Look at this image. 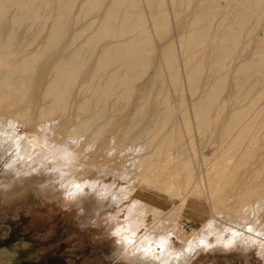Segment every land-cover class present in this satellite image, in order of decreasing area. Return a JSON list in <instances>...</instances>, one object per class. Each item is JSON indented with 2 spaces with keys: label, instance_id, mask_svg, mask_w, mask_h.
<instances>
[{
  "label": "bare ground",
  "instance_id": "6f19581e",
  "mask_svg": "<svg viewBox=\"0 0 264 264\" xmlns=\"http://www.w3.org/2000/svg\"><path fill=\"white\" fill-rule=\"evenodd\" d=\"M17 39L41 43L17 52ZM262 42L264 0H0V179L51 180L92 210L128 203L126 226H112L117 253L130 247L147 264L189 259L208 235L220 239L214 249L252 245L264 236ZM80 78L88 97L73 121ZM17 122L31 131L15 134ZM47 138L77 169L53 151L36 155ZM74 144L89 149L77 155ZM185 213L194 230L178 251Z\"/></svg>",
  "mask_w": 264,
  "mask_h": 264
},
{
  "label": "rangeland",
  "instance_id": "374dc122",
  "mask_svg": "<svg viewBox=\"0 0 264 264\" xmlns=\"http://www.w3.org/2000/svg\"><path fill=\"white\" fill-rule=\"evenodd\" d=\"M185 14L187 15L188 12ZM75 27H79V25ZM249 27L251 26L249 25ZM163 30L165 31V29ZM23 33L22 31L21 34ZM259 33L260 30L257 34ZM254 34L256 35V33H253V36L249 37L250 39L247 37L248 41L254 40L253 42L250 41L252 42V46L249 44L248 47L254 48L257 44V42H254L257 40L258 35H256V38ZM30 35H33V31L24 36ZM157 39L155 36V43L161 44L162 42ZM70 40V37L63 39L62 46L64 48L69 46L72 41ZM84 40L85 38L78 41L77 44L84 42ZM245 42L246 44L248 43L247 40ZM40 43L41 40L34 41L33 39H28L22 43L17 39L14 50L17 52L26 50L27 53H30L34 49H37ZM262 43L264 45V42ZM248 47L246 48L247 50L250 49ZM62 53L61 51L54 54L50 63L57 61ZM93 63L94 59L90 61V67H94ZM41 74H43L42 71L35 73L36 77H34L33 81L35 79H39L40 81ZM81 86L82 78L79 79L70 101V110L73 109L70 118L73 121L75 120L73 112L77 110V108H74L80 105L77 103H82L81 99L88 97V94ZM80 89L83 91L81 96H79ZM37 101H39V97ZM96 110L97 108L94 107L93 100L89 114L82 118L87 119ZM79 124H82V121ZM104 125V121H98L88 134H96L95 130ZM14 127V132L18 135L27 134L31 131L22 122H17ZM43 133L45 134V132H37V134ZM47 144L51 147L47 146ZM70 146H73L71 147L73 149L72 152H75L77 155H80L81 151L89 149L88 146H79V144ZM37 150L39 151H36L37 156L41 155L42 151L43 153L53 151L55 157H61L59 161L61 164L72 163L69 166L71 168L67 169L68 172H71L72 169H77L76 166L79 162L76 160V157L69 154L64 146L55 144L52 139H45V143L42 144L41 148H37ZM84 153L87 155L88 152ZM103 178L112 179L110 176L101 174L98 180ZM120 184L126 185L122 181H120ZM55 189L51 180L48 179L47 181L41 180L21 187H14L13 181L0 179V264H147L140 259L134 260L128 253L130 247H128V250L126 249L119 254L117 253L118 234L113 230L112 226L114 227L117 223L126 226L128 203L121 205V208L119 205H113L111 207L99 206L92 210L89 209L88 203L82 199H75L66 195L61 190L57 189V191ZM81 202L82 204H80ZM187 217L188 215L185 213L179 221L175 235L172 236L170 246L178 251L184 249L185 244H188L190 240L186 241L185 238H191L192 230H194L191 229L189 224H185ZM142 233L144 231L140 230L138 237L142 236ZM241 234L240 231H236L235 236L232 234L226 237V239H221H224V242L235 241L234 237ZM261 235L255 233V237L253 236L254 238L252 237L251 239V241L253 240L252 245L251 243L247 244V247L238 245L236 246L237 248L233 249H226L225 247L214 249L213 247L218 244L220 239L208 235L209 237L207 236L206 238L208 245L205 244V247H199L191 258L168 264H264V236ZM161 252L162 250L157 251L156 256H161ZM149 262V264H160L157 263L158 261L155 262L153 260Z\"/></svg>",
  "mask_w": 264,
  "mask_h": 264
},
{
  "label": "snow or ice",
  "instance_id": "6c2138e0",
  "mask_svg": "<svg viewBox=\"0 0 264 264\" xmlns=\"http://www.w3.org/2000/svg\"><path fill=\"white\" fill-rule=\"evenodd\" d=\"M249 231H251V228H249ZM235 235H236V233H235V232H233V236H235ZM229 243H231V241H230Z\"/></svg>",
  "mask_w": 264,
  "mask_h": 264
}]
</instances>
